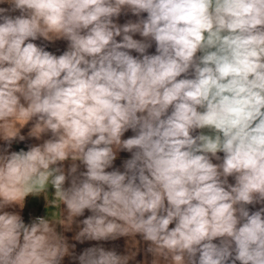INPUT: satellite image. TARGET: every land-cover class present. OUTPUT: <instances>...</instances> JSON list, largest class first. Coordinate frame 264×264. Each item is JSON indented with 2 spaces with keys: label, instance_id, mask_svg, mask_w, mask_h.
<instances>
[{
  "label": "clouds",
  "instance_id": "9594fccd",
  "mask_svg": "<svg viewBox=\"0 0 264 264\" xmlns=\"http://www.w3.org/2000/svg\"><path fill=\"white\" fill-rule=\"evenodd\" d=\"M65 257L264 264V0H0V264Z\"/></svg>",
  "mask_w": 264,
  "mask_h": 264
},
{
  "label": "crops",
  "instance_id": "0c3cea01",
  "mask_svg": "<svg viewBox=\"0 0 264 264\" xmlns=\"http://www.w3.org/2000/svg\"><path fill=\"white\" fill-rule=\"evenodd\" d=\"M130 16V14H129ZM129 17H121V22H123L125 19H127ZM132 19H135V17H130ZM137 38H139L137 36ZM65 42H59L58 43V47H63ZM154 46L152 49H149V51H154ZM22 132L26 133L27 132V127L25 129H22ZM133 133L131 132V130H129L128 132L125 133V137L132 135ZM32 142H35L34 140ZM25 144L24 142H21L20 144H14L13 148L14 149H19V147H24ZM130 156V153L127 152H121L119 153L117 160L115 161V164L117 166H121L122 165V161L124 159H127ZM231 179V178H230ZM51 190V189H50ZM260 205H255V206H249L250 208H252L254 210L255 207H259ZM11 210V209H10ZM18 211H21L18 207L17 209ZM46 214V209L44 207V200L43 197H28L26 198V204H25V208L22 210V215L25 219V222H29L31 218H33L36 215H44ZM89 214L87 211L85 213V215ZM77 219H83V217H79ZM73 228L75 229V225H73ZM59 230V229H58ZM65 235H67L69 237V242L70 243H75L77 245L76 251H82L84 247H88L91 246L92 244L95 243H106L108 246H112L113 244L115 246H117L119 251H124L125 250V240L126 238L121 237L119 238L117 241L115 242H96V241H85L83 244H81L78 241H74L71 239V237L74 235V231H67L65 232ZM142 258V254L137 256V259H141ZM64 264H71L70 259L68 257H65V262Z\"/></svg>",
  "mask_w": 264,
  "mask_h": 264
}]
</instances>
